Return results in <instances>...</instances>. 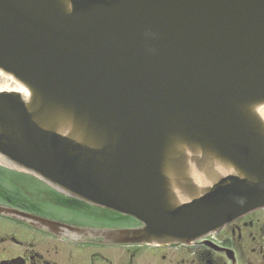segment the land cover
<instances>
[{"label": "water", "instance_id": "1", "mask_svg": "<svg viewBox=\"0 0 264 264\" xmlns=\"http://www.w3.org/2000/svg\"><path fill=\"white\" fill-rule=\"evenodd\" d=\"M0 164L137 219L119 242L263 208L264 0H0Z\"/></svg>", "mask_w": 264, "mask_h": 264}, {"label": "flooded vegetation", "instance_id": "2", "mask_svg": "<svg viewBox=\"0 0 264 264\" xmlns=\"http://www.w3.org/2000/svg\"><path fill=\"white\" fill-rule=\"evenodd\" d=\"M0 208V264H264V207L191 244L119 242L142 224L0 164Z\"/></svg>", "mask_w": 264, "mask_h": 264}]
</instances>
